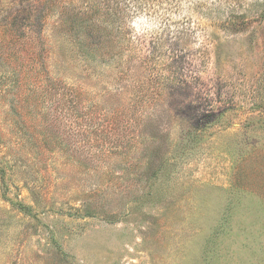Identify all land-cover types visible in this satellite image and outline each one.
Returning a JSON list of instances; mask_svg holds the SVG:
<instances>
[{"label":"rangeland","instance_id":"374dc122","mask_svg":"<svg viewBox=\"0 0 264 264\" xmlns=\"http://www.w3.org/2000/svg\"><path fill=\"white\" fill-rule=\"evenodd\" d=\"M118 2L0 0V264H264V0Z\"/></svg>","mask_w":264,"mask_h":264},{"label":"trees","instance_id":"16d2710c","mask_svg":"<svg viewBox=\"0 0 264 264\" xmlns=\"http://www.w3.org/2000/svg\"><path fill=\"white\" fill-rule=\"evenodd\" d=\"M104 0H102L103 2ZM117 0H105V2L107 4L109 3H115ZM125 0H119V4H122L123 7L120 8L122 11H124L125 9H127L128 7L125 6V3H124ZM134 2V6L137 7V9L140 8L139 5L143 4L144 3V0H133ZM118 7V6H116ZM76 19V18H75ZM77 21H74L73 23H77L78 25L76 27H74L75 29V34L78 35V39L80 40V45L81 47L84 46H89L93 49H99L101 48V41H95V40H92L93 39V34L95 32L94 28L96 27L94 24L92 23H88L87 25L85 24H82L80 23V21L78 19H76ZM83 37H86V38H83ZM92 40V42H90ZM89 41V42H88ZM83 42V43H82ZM99 42V43H97Z\"/></svg>","mask_w":264,"mask_h":264}]
</instances>
